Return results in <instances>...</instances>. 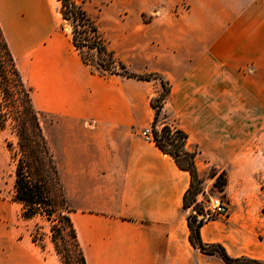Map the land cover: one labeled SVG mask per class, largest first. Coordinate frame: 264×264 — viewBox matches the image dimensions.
<instances>
[{"label": "crops", "instance_id": "obj_1", "mask_svg": "<svg viewBox=\"0 0 264 264\" xmlns=\"http://www.w3.org/2000/svg\"><path fill=\"white\" fill-rule=\"evenodd\" d=\"M75 1L130 31L133 73L170 81L165 109L198 148L195 164L225 169L228 216L204 222L201 241L264 262V0ZM55 2L0 0V25L33 106L53 118L47 140L86 264H226L191 245L190 175L141 134L159 83L91 74L58 31ZM7 220L0 213V264H60Z\"/></svg>", "mask_w": 264, "mask_h": 264}, {"label": "trees", "instance_id": "obj_2", "mask_svg": "<svg viewBox=\"0 0 264 264\" xmlns=\"http://www.w3.org/2000/svg\"><path fill=\"white\" fill-rule=\"evenodd\" d=\"M61 19L69 25L68 34L74 49L91 74L99 76L120 75L140 81L159 80L162 90L150 100L154 111L151 123V140L164 154L170 156L177 167L190 175V184L183 197V207L191 208L196 214L187 217L189 241L194 248L207 255H217L226 264H264L247 258H232L220 244H205L200 238L203 224L198 215L200 209L195 198L200 192L195 158L196 149L188 148V135L177 126L163 123L158 130L156 124L164 111V104L170 93V84L157 73L135 74L109 49L95 21L75 0H58ZM84 49L95 52V60L87 58ZM32 88L27 85L17 66L9 44L0 25V131L9 130L17 137L16 149L7 143V149L15 163L14 201L29 210H42L47 216L58 213L67 224L70 245L76 254L77 264H86L74 227L67 216L70 211L59 180L53 154L44 135L40 112L32 101ZM221 187L226 185L224 174L216 180ZM264 211V210H263Z\"/></svg>", "mask_w": 264, "mask_h": 264}, {"label": "rangeland", "instance_id": "obj_3", "mask_svg": "<svg viewBox=\"0 0 264 264\" xmlns=\"http://www.w3.org/2000/svg\"><path fill=\"white\" fill-rule=\"evenodd\" d=\"M53 1L57 9L59 4L55 2L56 0ZM89 13L98 23L100 31L103 35V38L106 40L109 49L115 52L118 59L121 58V56L127 59L130 62L131 66H128L127 63L124 64L126 65L128 71L133 73V69L138 68L140 66V62L134 60L135 53L133 51H135L136 48L131 47L129 41L126 39V37L123 36L124 34H126V36H130V31H123L122 34H117L115 30L107 28L104 25L100 24L96 16V12L94 13L89 10ZM53 19L57 25L58 31L63 37H65V35L68 34L69 31V24L66 21H63L60 18V15L57 13L54 14ZM142 19L144 22H147V19L143 17V15ZM144 27L145 26L143 25L141 28L136 30L138 34L137 39H139V43L143 46L145 45L143 40L145 31ZM83 51L87 58L93 59V61L95 60V52L86 49H84ZM150 73L157 72H144L139 73L138 75ZM163 78L168 81L171 87L170 81L164 76ZM24 80L27 85L30 86L29 80L26 77H24ZM151 81L157 82L160 85L159 90L154 95L156 97L162 90L161 83L157 79ZM167 98L165 100V104L167 103ZM165 104L164 111L162 112L156 124V128L158 130L162 128L163 123L173 124L178 127L176 117L173 113L165 109ZM36 110L40 112L44 135L47 139L48 126L51 122H53V118L51 116H48L47 113L43 111H40L38 109ZM148 129L151 131V127ZM7 143H12L13 148L16 149L17 137L9 130L0 131V213H4L8 216V220L6 222L7 225L18 228L20 231H22L23 234H28L31 237L32 242L39 248H48L50 251H52L57 259H59L60 264H77L76 254L73 251L70 245V240L68 238L67 224L63 220H61L59 214L53 213L51 216H47L42 210L32 211L25 207L23 204L14 201L15 163L11 158L10 151L7 149ZM193 149H196L199 153V150L196 146H191V150ZM196 169L197 177L200 181L199 186L201 190L195 198V203L197 204V207L200 209V211L202 209V204L209 201V199L213 197H221L228 206V201L224 193V190L227 186V173L225 169H223L222 167H216L199 156L197 159ZM222 174H224L226 177V185L224 187L220 186L219 180L218 183L216 182L217 178ZM199 202H201L202 204H200ZM186 210H190V214H196L191 208H188Z\"/></svg>", "mask_w": 264, "mask_h": 264}, {"label": "built area", "instance_id": "obj_4", "mask_svg": "<svg viewBox=\"0 0 264 264\" xmlns=\"http://www.w3.org/2000/svg\"><path fill=\"white\" fill-rule=\"evenodd\" d=\"M144 138L151 140L152 133L149 129H145L142 132ZM202 204L201 202H199ZM228 216V206L221 197L210 198L209 201L202 204L201 214L198 215V219L202 222H207L213 219H225Z\"/></svg>", "mask_w": 264, "mask_h": 264}]
</instances>
